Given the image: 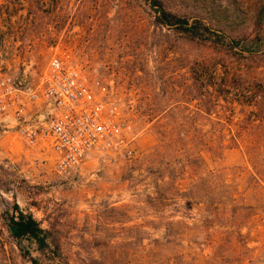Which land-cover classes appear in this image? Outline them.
<instances>
[{"label":"rangeland","instance_id":"374dc122","mask_svg":"<svg viewBox=\"0 0 264 264\" xmlns=\"http://www.w3.org/2000/svg\"><path fill=\"white\" fill-rule=\"evenodd\" d=\"M259 1L161 0L216 41L155 24L144 0H0L32 81L66 54L133 137L129 157L57 173L47 146L0 126V264H264ZM16 211L46 232L44 249L12 235Z\"/></svg>","mask_w":264,"mask_h":264},{"label":"built area","instance_id":"2783aa9c","mask_svg":"<svg viewBox=\"0 0 264 264\" xmlns=\"http://www.w3.org/2000/svg\"><path fill=\"white\" fill-rule=\"evenodd\" d=\"M6 30L0 24V126L15 129L26 147L47 146L57 173H68L94 153L129 157V126L113 101L96 96L99 81L89 84L61 53L33 82Z\"/></svg>","mask_w":264,"mask_h":264},{"label":"trees","instance_id":"16d2710c","mask_svg":"<svg viewBox=\"0 0 264 264\" xmlns=\"http://www.w3.org/2000/svg\"><path fill=\"white\" fill-rule=\"evenodd\" d=\"M153 10V22L160 26L172 28L188 40H216L221 38L209 24L199 18H187L166 10L161 0H144ZM264 19V0H260L253 6V23L259 26ZM213 36V37H212ZM212 37V38H211ZM236 42H234L235 44ZM8 229L15 238L26 237L35 244L39 250L47 246L46 232L38 226V223L29 214L16 211L8 218ZM54 247L56 245L54 244ZM34 262V259H30Z\"/></svg>","mask_w":264,"mask_h":264}]
</instances>
